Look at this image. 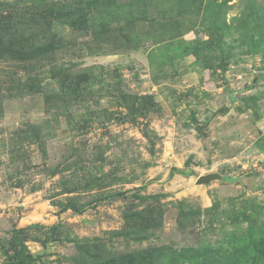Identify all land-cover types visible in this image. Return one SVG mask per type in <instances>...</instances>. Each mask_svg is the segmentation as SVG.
I'll return each instance as SVG.
<instances>
[{
    "label": "rangeland",
    "instance_id": "rangeland-1",
    "mask_svg": "<svg viewBox=\"0 0 264 264\" xmlns=\"http://www.w3.org/2000/svg\"><path fill=\"white\" fill-rule=\"evenodd\" d=\"M0 264H264V0H0Z\"/></svg>",
    "mask_w": 264,
    "mask_h": 264
},
{
    "label": "water",
    "instance_id": "water-1",
    "mask_svg": "<svg viewBox=\"0 0 264 264\" xmlns=\"http://www.w3.org/2000/svg\"><path fill=\"white\" fill-rule=\"evenodd\" d=\"M207 178H209V177H207ZM207 178H202L200 181L206 180Z\"/></svg>",
    "mask_w": 264,
    "mask_h": 264
}]
</instances>
